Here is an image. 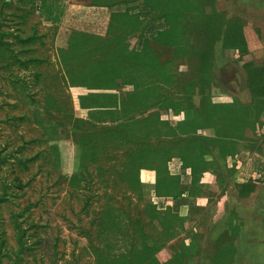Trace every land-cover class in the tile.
<instances>
[{
    "label": "rangeland",
    "instance_id": "1",
    "mask_svg": "<svg viewBox=\"0 0 264 264\" xmlns=\"http://www.w3.org/2000/svg\"><path fill=\"white\" fill-rule=\"evenodd\" d=\"M67 1L49 0L45 14L38 3L24 11L19 0H0V264H103L144 246L159 247V264H264V176L249 178L236 153L222 157L215 143L202 174L183 178L179 154L201 156L196 144L215 132L177 131L191 113L218 130L225 115L232 138L262 122L264 25L249 27L260 56L246 64L247 76L241 59L219 58L231 3L189 0L196 10L172 25L176 44L151 46L162 71L146 76L122 60L143 51L134 29L120 31L124 15L100 40L69 35L60 19L49 21ZM167 1L157 4L163 21ZM77 12L82 21L97 13ZM163 173L177 180V201L156 195ZM180 204H189L185 218Z\"/></svg>",
    "mask_w": 264,
    "mask_h": 264
},
{
    "label": "crops",
    "instance_id": "2",
    "mask_svg": "<svg viewBox=\"0 0 264 264\" xmlns=\"http://www.w3.org/2000/svg\"><path fill=\"white\" fill-rule=\"evenodd\" d=\"M67 1V0H66ZM69 1V0H68ZM67 1L65 8L63 10V14L60 18L59 25L67 26V32L69 35L74 34L75 36L79 37H104L109 35V33H113L117 31L118 22L120 21L121 25L124 27H120V31H124V28L134 29L133 32L138 33L139 41H141L143 45V51H131L135 52L139 59H141V64L144 63V59L148 58L151 59L152 67L150 72L152 74L158 73L160 68H163L164 65H160L159 59L154 53L152 49V44L159 46L160 44L156 42V30L154 28H159L160 25H163L159 19H155L156 16L151 13L147 14V9L143 8V6L137 5V3L133 6L129 5L134 0H125V4H123V0H77L76 2L69 3ZM140 1V0H137ZM226 2L231 3V7L233 10L234 15L229 17L227 20L224 21L223 25H226L232 19H237L240 21L242 26V38L245 43V51L239 52L238 50L234 49H227L223 50L222 45V54L219 55V58L223 60V57L226 56L224 54L230 53L234 57H237L241 60L239 62L243 65L241 69L247 74L245 70V65L248 64V61L252 58H256L257 55L253 50V46H251L250 42L258 41L257 37L253 34L252 36L248 33L249 27L251 25H264V0H224ZM89 2V4H87ZM120 5H123L121 7ZM79 10H95L97 13L82 21L79 17ZM117 15H124L125 18L120 19L116 23V28L114 31L112 30V24L115 23L113 21L114 16ZM62 29V28H61ZM224 26L223 30H221L220 39L223 41V33H224ZM149 41H148V39ZM145 38L147 40H145ZM73 39V38H72ZM75 40V39H74ZM219 40V39H218ZM71 42V40H70ZM129 53V51H127ZM130 52V53H131ZM146 54V55H144ZM218 58V56H217ZM224 61V60H223ZM141 65V66H142ZM155 67V69H154ZM158 69V71L156 70ZM160 73V72H159ZM177 118V117H176ZM179 118V117H178ZM180 120V119H178ZM176 120V121H178ZM199 130H197V133ZM208 131V130H207ZM207 131L203 132L207 134ZM212 130L208 131V134H212ZM213 137L214 134H213ZM240 138H233L231 139L233 145L235 146L234 154L235 158L237 157L238 166L242 165L243 168L249 169V178H255V176H264V118L262 122L255 123L252 127H248L247 130L241 132L239 135ZM259 137V138H257ZM245 138V139H244ZM244 139V140H243ZM258 139V140H257ZM246 142V146H242L243 142ZM256 145L260 146V151L257 150ZM242 146V147H240ZM219 150V149H218ZM243 154L247 155V159L244 160L242 158ZM205 163L211 161V157L205 156L204 157ZM208 164V163H207ZM189 168H187L183 173V178H188L189 176ZM206 184H211L212 176L211 174H207ZM235 176L238 177V182L243 183L245 180L241 177V173L236 174ZM250 195V194H249ZM166 201H173L172 198L166 197ZM207 197L200 196L195 198L196 201H206ZM183 210V211H181ZM189 210V204H180L178 207L179 216L185 218L187 212ZM183 212V213H180Z\"/></svg>",
    "mask_w": 264,
    "mask_h": 264
},
{
    "label": "trees",
    "instance_id": "3",
    "mask_svg": "<svg viewBox=\"0 0 264 264\" xmlns=\"http://www.w3.org/2000/svg\"><path fill=\"white\" fill-rule=\"evenodd\" d=\"M20 4H19V8L18 10H27V7H34V3H38L40 6L41 11H44L45 14H47L50 10L49 8V4L48 1L49 0H19ZM161 2V0H151V2L146 1L144 3V8L147 9L148 13L147 14H154L156 16L155 19H159L160 17L157 16V4ZM167 7L168 9H171V13L168 11V14H166V16L164 17V20H160L161 23H163V25H160L159 28H154L156 30V42H158L159 44H162L164 46H172L174 45V43L176 44V41L174 39V35H175V20L179 17L183 16L184 12L187 13H192L193 11L195 12L196 7L192 6L191 2H189V0H168L167 1ZM43 14V12H42ZM63 14V10L59 9L57 11V17L54 19H50V22L56 23L59 21L60 16H62ZM46 19V18H45ZM224 21L221 22V26L223 28L224 26V33H223V41H222V48L223 50H227V49H236L239 52H244L245 51V43L243 41L242 38V26L239 20L237 19H232L229 22H227L226 25H223ZM175 25V26H172ZM219 34H221V30ZM219 39V38H218ZM217 39V40H218ZM97 40H100L97 38ZM77 42L74 39H71L70 42V49L71 48H75L76 47ZM4 45L3 43H0V47L2 48ZM126 53V54H125ZM146 55V54H144ZM122 60L125 62V58H127V60L129 61L130 64H132V67L135 70H142V73H144L146 76H150L152 75V73L147 72L150 71L151 69H153L151 63V59L145 58L144 59V63L145 64H141V59H139V57L137 56V54L135 52H124L122 53ZM142 65V66H141ZM155 69V67H154ZM250 66L249 65H245V70L247 72V76H250ZM106 70V68L102 69L101 71L104 72ZM158 71V69H156ZM212 67L209 66L207 67L205 70L202 71V73H209L211 72ZM162 71V68L159 69L158 73ZM157 73V72H156ZM157 73V74H158ZM155 74V73H154ZM114 80L113 77H111L110 79V83H112ZM169 106H171V104H169ZM179 109V107H177ZM214 108V107H212ZM174 109H176V106L174 107ZM211 118V117H209ZM222 119H217V122L219 126V130L217 129V127L213 126L212 124H210V122L208 121V116H203L200 117L194 113H191V115L189 114H184V119L183 121H181V123H179V125L177 126V131L179 133H181L182 135H194L196 133L197 130L199 129H207V128H212L215 132V139L214 140H207V139H200V142L197 143L196 145L199 146L202 150V154L200 152L201 156L198 157H194V154L190 153V152H185V153H180L179 154V158L181 159L182 163L185 165V168H189L190 171L192 172L193 175V179L196 178V176L202 174V167L207 168L209 166V164L205 163V160L203 158V156H205L204 154L206 153L207 150V146L208 145H215V143H218V151L221 153V156L223 157L224 155L227 154H232L234 153L233 149H227L225 146H227L226 144L229 145H233L234 142H232L231 139H233L231 137L232 133L230 134L231 130L228 129L227 131V125L225 123V115H221ZM152 119V118H151ZM156 121L157 119H154L152 121ZM146 121H150L146 120ZM144 122V121H143ZM212 127H211V126ZM234 138H240L239 136H236ZM230 139V140H227ZM227 142V143H226ZM196 143V142H195ZM194 143V144H195ZM233 147H235L233 145ZM162 180V182L165 183V191L160 192L158 187L163 184V183H159ZM243 188V187H242ZM180 189H178V182L176 179L174 178H170L168 177V175L166 173H163L162 177L160 178V180L158 181L157 185L155 186V193L156 195H158L159 197H169L172 198L173 201H177L178 198H180ZM252 192V190L248 189V191H246V196L249 195ZM240 195V193H239ZM244 196V195H241ZM159 247H146L144 246L141 250L136 251L137 253H135L134 255H132V251L129 254L132 255L130 256V258H126V257H119L116 258L115 262H113V260H106L104 258V262L103 264H118L116 263V261L119 260V262L122 261V263L120 264H159L156 260V253H158ZM175 256V255H174ZM176 258H178L179 260H181V255H176ZM122 258H126V259H122ZM138 260V261H137ZM142 261V262H141ZM182 261V260H181ZM165 264H177L173 263V262H166Z\"/></svg>",
    "mask_w": 264,
    "mask_h": 264
}]
</instances>
